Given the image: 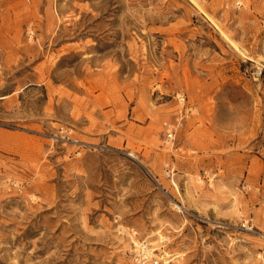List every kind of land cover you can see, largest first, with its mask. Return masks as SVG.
I'll return each mask as SVG.
<instances>
[{
	"label": "rangeland",
	"instance_id": "rangeland-1",
	"mask_svg": "<svg viewBox=\"0 0 264 264\" xmlns=\"http://www.w3.org/2000/svg\"><path fill=\"white\" fill-rule=\"evenodd\" d=\"M194 1L0 0V264H264V0Z\"/></svg>",
	"mask_w": 264,
	"mask_h": 264
},
{
	"label": "bare ground",
	"instance_id": "bare-ground-1",
	"mask_svg": "<svg viewBox=\"0 0 264 264\" xmlns=\"http://www.w3.org/2000/svg\"><path fill=\"white\" fill-rule=\"evenodd\" d=\"M190 1L193 2V3H195L194 0H190ZM238 51L242 54L243 57H246V54H245L244 51H241V50H238ZM174 185L178 189V185L176 183H174ZM175 209L181 211L182 210V207L175 206ZM120 230H122L128 236V239H130V241H131L130 243L134 247V249L132 251L133 253H138L139 248L149 249L150 259H154L156 257H157V259L160 258V260L162 261L163 264H170L174 259H178V258L182 257V255L179 256L178 254H171V253H169L167 251H164L162 256H158L157 254L154 253L158 249H155V250L151 249V245L152 244H149V243L147 244L146 241H144L143 244H142V242L139 243V242H137L135 240V235L136 234H129V233L125 232V230L123 228H120ZM156 235H159V240L163 243V240H165V238L163 236H161V234L159 232ZM156 235H150V237L148 239L154 238ZM172 258H174V259L168 261L169 259H172ZM140 264H152V263L150 261H148V262H143V263H140Z\"/></svg>",
	"mask_w": 264,
	"mask_h": 264
},
{
	"label": "built area",
	"instance_id": "built-area-1",
	"mask_svg": "<svg viewBox=\"0 0 264 264\" xmlns=\"http://www.w3.org/2000/svg\"><path fill=\"white\" fill-rule=\"evenodd\" d=\"M264 72V68H259L256 70L255 72V76H257L258 78L262 76ZM179 99V98H178ZM179 101L185 103L186 98L182 97L179 99ZM165 128H166V137H167V141L169 142H173L175 140L176 137V129L174 126L172 125H167L165 124ZM144 242H142L143 244ZM135 255V261L140 264L143 262H148L150 261L152 264H161L162 261L160 260V258H154V259H150V255H149V249H142L139 248L138 253H134Z\"/></svg>",
	"mask_w": 264,
	"mask_h": 264
}]
</instances>
